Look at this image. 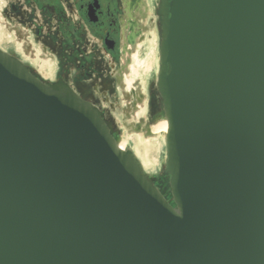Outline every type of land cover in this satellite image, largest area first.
Here are the masks:
<instances>
[{
  "label": "water",
  "instance_id": "95a60500",
  "mask_svg": "<svg viewBox=\"0 0 264 264\" xmlns=\"http://www.w3.org/2000/svg\"><path fill=\"white\" fill-rule=\"evenodd\" d=\"M170 204L62 81L0 50V264H264V0H158Z\"/></svg>",
  "mask_w": 264,
  "mask_h": 264
},
{
  "label": "flooded vegetation",
  "instance_id": "af4514ba",
  "mask_svg": "<svg viewBox=\"0 0 264 264\" xmlns=\"http://www.w3.org/2000/svg\"><path fill=\"white\" fill-rule=\"evenodd\" d=\"M157 5L152 20L143 0H0V28L12 31L16 41L15 49L7 54L42 80L37 66L28 63L19 50L17 35L23 33V51L55 62L53 83L62 81L69 86L96 108L119 136L117 121L104 103L109 104V96L119 95V79L125 67L122 59L131 45L145 39L143 22L153 24L158 32ZM145 54L141 49L139 59ZM148 97V111L152 112L156 108L155 91H149ZM159 174L155 175L156 185L161 187L167 177Z\"/></svg>",
  "mask_w": 264,
  "mask_h": 264
},
{
  "label": "bare ground",
  "instance_id": "6f19581e",
  "mask_svg": "<svg viewBox=\"0 0 264 264\" xmlns=\"http://www.w3.org/2000/svg\"><path fill=\"white\" fill-rule=\"evenodd\" d=\"M143 2L147 8V14L151 18L155 0H143ZM155 27L153 24L146 25L143 22L141 28H143L145 39L143 41L138 39L134 45H131L122 59V64L125 67L121 73L122 80L120 79L119 95H122V99H124L128 108L126 112L128 118L126 123L118 120L120 134L116 141V145L120 150H130L133 153L141 165L143 173L150 177H154L161 171L167 132V122L164 118H158L153 122H149L148 119L149 84L152 75H157L159 69V36ZM3 37V28H0V50L5 53L7 47ZM23 39V33L17 35V40L21 44L19 50H22L25 60L37 66V71L44 82L53 83L57 71L56 63L51 62L44 56H35L32 51H23ZM141 49L146 51L144 60L139 59ZM35 58L39 60V63L34 60ZM135 94L137 99L136 103L133 104V95ZM135 125H140L139 131L132 130Z\"/></svg>",
  "mask_w": 264,
  "mask_h": 264
},
{
  "label": "rangeland",
  "instance_id": "374dc122",
  "mask_svg": "<svg viewBox=\"0 0 264 264\" xmlns=\"http://www.w3.org/2000/svg\"><path fill=\"white\" fill-rule=\"evenodd\" d=\"M157 2H158V0H155L154 8L156 7ZM153 15H154V10H153ZM153 15L151 16L153 18L152 20H154V16ZM4 32H3V36H4L3 38H4V41H5V45L7 47L5 53L7 51L12 52L15 49V47H16V41L14 39L13 33H11L10 31H8L7 29H5ZM141 60H144V58L141 59ZM156 78H157V75H152L151 81H150V84H149V90H148V91H151V92L152 91H155V96H156L155 97V101H156L155 107L156 108H154L155 110L152 111V112H149L148 111V119H149V122H152L151 121V117L153 116V114H158V112L160 111V108H159V97H158L157 90H156ZM121 80H122V76H121ZM119 81H120V79H119ZM113 97L114 96H109V98H108L109 99V104H106V103H104V104L107 106V108H108V110L110 112L111 117H113V116L115 117V119L117 121V124H118V127H119V130H120V125H119L118 120L119 121L122 120V122H125L126 123V120L128 118V116L125 113V111L127 110V106L125 104L124 99H122L123 98L122 95H118L117 94L114 98ZM136 99L137 98H136V94H135V95H133V104L136 103ZM113 130H114V128H113ZM132 130L133 131H139L140 130V125H135V127ZM117 131H118V129H117ZM164 163H165V155L163 157V164H162V167H161V171L158 172V174L159 173L161 174V175L159 174L160 176H162V172H163V169H164ZM154 177H155V175H154Z\"/></svg>",
  "mask_w": 264,
  "mask_h": 264
},
{
  "label": "trees",
  "instance_id": "16d2710c",
  "mask_svg": "<svg viewBox=\"0 0 264 264\" xmlns=\"http://www.w3.org/2000/svg\"><path fill=\"white\" fill-rule=\"evenodd\" d=\"M157 186V185H156ZM159 191L163 194V196L166 198V200L172 204V200H171V195H170V191H169V187H168V178L166 180H164V183L162 184L161 187H158Z\"/></svg>",
  "mask_w": 264,
  "mask_h": 264
}]
</instances>
